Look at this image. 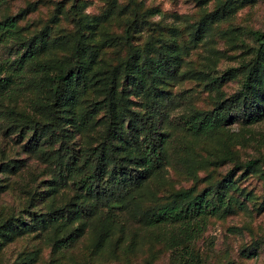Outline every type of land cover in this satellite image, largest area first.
I'll return each mask as SVG.
<instances>
[{
    "label": "rangeland",
    "instance_id": "rangeland-1",
    "mask_svg": "<svg viewBox=\"0 0 264 264\" xmlns=\"http://www.w3.org/2000/svg\"><path fill=\"white\" fill-rule=\"evenodd\" d=\"M225 3V16L212 19ZM8 17L20 42L47 31L52 44L39 60L73 58L84 83L59 86L75 96L65 107L51 108L49 83L39 86L30 72L9 97L1 93L0 264H174L168 241L176 227L147 229L127 212L113 222L105 210L49 221L57 210L72 214L93 202L71 182L60 184L59 153L64 144L85 152L102 141L109 78L128 133L152 103L162 114L164 165L144 181L141 207L168 204L187 190L208 198L224 192L227 206L190 245L199 264H264V108L225 107L227 122L207 137L179 124L187 110L209 113L236 100L259 47L251 32L264 33V0H0V22ZM17 48L0 35V66H9ZM130 50L152 99L124 66ZM156 62L166 68L155 71Z\"/></svg>",
    "mask_w": 264,
    "mask_h": 264
},
{
    "label": "trees",
    "instance_id": "trees-1",
    "mask_svg": "<svg viewBox=\"0 0 264 264\" xmlns=\"http://www.w3.org/2000/svg\"><path fill=\"white\" fill-rule=\"evenodd\" d=\"M230 7L225 3L220 10L214 11L210 17L215 20L223 18L222 10ZM230 9V8H229ZM224 12V11H222ZM15 18H6L0 22V35L5 40L13 41L17 46L16 57L4 69L0 66V103L4 94L14 90L18 82L21 84L25 73H33L39 77V86L46 81L49 83L48 97L52 100L50 106L65 107L73 103L75 96L71 91L59 92L60 85L78 86L84 83L83 73L73 67V58L42 62L39 58L52 44L48 39L47 31H43L28 41L20 42L16 35ZM128 33V30H126ZM258 44L256 59L247 70L245 80L236 94V100L227 101L224 107H217L209 113H200L187 110L179 117L181 128L194 138L207 137L218 130L228 120L225 107L232 111L256 110L264 108V84L259 79L264 76V33L251 32ZM134 53L130 50V57L124 63L126 70L135 83L149 99L155 95L152 87L145 84L140 75L143 68H139L134 60ZM152 63L150 64L152 68ZM163 62L154 63L155 71L166 68ZM6 71V73H5ZM222 79V78H220ZM217 79H212L216 82ZM107 94L101 105L104 106L108 123L104 129L102 141L91 150L85 152L74 151L68 145H63L59 153L58 181L65 186L71 182L79 191L92 198L90 206L74 210L72 214L57 210L49 216L51 223L64 219L81 220L97 215L105 210V215L113 222H117L121 212H127L132 218L147 229L162 226L176 227V233L169 239L168 244L173 251L174 264H199L198 256L190 247L206 228L209 217L216 215L221 208L228 204L224 192H216L211 198L208 193L193 195L192 190L179 192L173 195L172 202L144 210L140 201L143 197L144 181L148 177L158 175L164 165L163 140L164 136L158 133L157 123L162 115L157 105L152 103L139 117L135 132L128 133L119 123L118 100L115 96L111 79L106 82ZM44 85V86H46ZM4 92V94H1ZM121 101V100H120ZM44 109L49 104L44 102ZM13 112L9 111L11 116ZM81 122H84L82 119ZM84 124V123H83ZM65 142L67 134L61 132ZM255 162H248L252 167ZM69 237L68 239H71ZM63 241H58L57 244ZM67 243V242H66Z\"/></svg>",
    "mask_w": 264,
    "mask_h": 264
}]
</instances>
